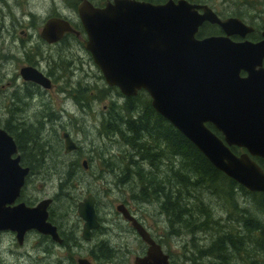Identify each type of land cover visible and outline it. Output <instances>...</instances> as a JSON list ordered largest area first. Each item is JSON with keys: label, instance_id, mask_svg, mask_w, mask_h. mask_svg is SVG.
Here are the masks:
<instances>
[{"label": "water", "instance_id": "obj_1", "mask_svg": "<svg viewBox=\"0 0 264 264\" xmlns=\"http://www.w3.org/2000/svg\"><path fill=\"white\" fill-rule=\"evenodd\" d=\"M76 13L86 35L83 47L109 87L123 97L144 91L154 111L214 168L249 192L264 194V170L254 160L264 162V40L235 44L226 38L197 39L204 22L219 25L227 34L249 30L237 18L221 19L208 5L188 0H108L101 7L80 0ZM69 32L73 29L68 21L51 18L40 37L50 44ZM241 71L247 76L241 77ZM20 74L24 80L49 85L32 67H23ZM63 137L66 153L78 149L67 133ZM232 147L245 152L237 155ZM16 153L13 138L0 128V230L15 232L19 243L29 231L60 242L56 228L47 222L50 198L35 206L6 207L18 198L29 172L19 166V157L11 158ZM116 211L147 245L145 255L133 264H170L161 245L125 205ZM77 215L84 222L83 238L89 239L91 230L99 227L92 195L78 202Z\"/></svg>", "mask_w": 264, "mask_h": 264}, {"label": "rangeland", "instance_id": "obj_2", "mask_svg": "<svg viewBox=\"0 0 264 264\" xmlns=\"http://www.w3.org/2000/svg\"><path fill=\"white\" fill-rule=\"evenodd\" d=\"M90 1L96 6L104 2L102 0ZM210 1L213 4L211 7L215 12L230 15L233 11H236V7L234 8L235 4L230 3L234 2L233 0ZM222 1H225V3H222ZM241 2L242 0H237L238 4ZM250 2H253L257 10L262 9V0H247L249 9ZM11 4L15 5L16 0H11ZM69 4H71L70 0H25V5L20 6V8L16 7V11L14 12L19 20L22 18V25H24V28H30L29 34L31 33L33 41H35L33 46L38 45L43 48L44 45H42L37 38V32H40L46 19L58 14L62 17L65 16L69 18L74 23L79 22L75 11L70 9ZM0 10L1 30L3 23L6 26H10V18H6L7 14H5L4 9ZM23 13L25 16H21ZM31 23L35 25L34 28L30 27ZM11 35V29H9L8 32L5 30L0 31V51L2 54L7 56L17 54V57L20 58L12 62H8L9 60H7V62L3 63L4 68L2 72H0V88L4 86L3 90L6 91L3 93L4 95L0 92V127L5 125L4 128H6L7 125V118L10 117L9 113L7 114L10 106V99L5 95L8 94V90H11L7 87V83L9 82L8 76L12 78L15 73L18 74V67L25 61L26 54L29 52L28 47L23 51L25 57L19 54L16 47L12 46L9 42ZM17 36L21 39L23 35L17 33ZM22 40L28 41L26 38H22ZM16 43L19 44L20 42ZM17 48H19V46H17ZM44 48L50 50L49 48ZM70 49L71 51L66 47V44H61L57 48H52L51 54L53 55L51 58L60 62L68 57H90V55L84 51L81 44H78L76 41L72 43ZM84 69H88L86 65H84ZM91 69L93 73L97 74L98 69L93 61ZM5 74L7 76H4ZM88 81L90 82L91 80ZM99 86L101 90L103 84L99 82ZM107 93L109 98L98 100L99 97H102L100 96L102 93L98 92L96 93L97 95H95L98 96L96 99L87 100L89 103L84 105L76 104V99H74L75 102H67L68 113L66 116L61 117L63 128L53 127L49 123L42 124L41 119H38L39 117L37 115H35L34 119L33 113L36 114L37 110L42 112V107H39L38 104L35 103H29L26 98H22L29 106L27 105V109L25 108L23 112L16 115V119L24 117L26 121H28V124L25 125L24 128L25 130H30L27 132L29 136L32 134L31 140L35 142V145L29 142H23V149L26 150V153L32 151L31 153L35 155V157L31 158H35V163L33 165L35 171H32L27 177V187L25 189L27 199L29 197L30 202L36 203L44 198H51L54 202L52 210L54 218L68 229L76 224L77 219H79L76 212L78 202L83 200L87 195H92L95 199L98 217L102 221V229L95 233L98 235L95 236L96 239L94 237V241L96 242L101 239L106 240L109 243V248L111 247L110 249L112 250L114 248L115 251V253L112 252L110 254L109 258L107 257L110 261L108 264H121V261H125V264H132L134 257L139 256V253L143 250V244L138 235L130 228L129 224L123 220L120 214L116 212V206L119 204L125 205V207L142 223L152 237L156 241L162 242V246H164L162 248L165 253L168 254L170 264H194L192 263L193 258L190 256L191 252H193L192 247L186 243L188 238L185 235L174 236L173 232L168 229L166 218L162 214H159L160 212L156 204L153 201L147 203L132 199V195H137L140 188L136 181H133L132 185L121 184L120 181L122 177L120 176V171L112 175L111 172H109V168L104 167L105 164L99 160V158H104L109 161L110 158L120 153V143L117 137L111 135V137L106 138L100 137L99 135V132L102 131L101 127H103L102 125L104 124V121L101 122L102 118H104L101 117L103 114V107L107 106L111 100L122 103L119 98H115L114 92H111V96L110 90ZM50 95L53 94L50 93ZM90 96H93V98L95 97L94 95ZM46 99H48V97ZM65 100L63 95L53 97L55 109L57 110L63 105ZM13 104L16 105V102H13ZM76 105L77 108H75ZM94 115L98 117L93 119ZM69 118H71V123L68 120ZM37 119L38 125L36 122ZM34 122H36V124H34ZM29 123L31 124L30 128H28L30 125ZM62 129L68 131L72 140L77 144L78 150L75 153L70 155L63 154L65 149L62 150L59 141L63 132ZM16 132H19V130L16 129ZM122 149L124 150L125 148L123 147ZM36 159L40 160L36 161ZM84 162L86 163V168L83 166ZM204 199H207V197H204ZM211 203L215 204L217 201L213 199ZM247 203L249 204V201ZM243 206L246 208V205ZM212 208L214 209L216 217H220L219 215L224 217L217 205ZM227 220L228 219L225 221L227 222ZM256 220L259 221V219ZM77 224L78 227H81L82 222L80 221ZM34 235L29 236L24 246L20 248L15 245L11 246L12 240H7V244L3 246L4 249L0 250V264H38L37 260L41 258V254L33 249V245L38 241ZM200 237V243L198 244L204 245L205 238L208 237L201 234L199 235V238ZM186 244L187 247H185ZM8 247L13 248L18 253L29 252L30 257H18V255L11 254L7 251ZM261 257L263 256H258L257 260H260V264H264V258ZM112 261L115 262L112 263ZM118 261H120V263ZM199 263L200 261L196 260V264ZM203 263L205 264V261Z\"/></svg>", "mask_w": 264, "mask_h": 264}, {"label": "trees", "instance_id": "obj_3", "mask_svg": "<svg viewBox=\"0 0 264 264\" xmlns=\"http://www.w3.org/2000/svg\"><path fill=\"white\" fill-rule=\"evenodd\" d=\"M102 1L99 6L107 0ZM140 1L153 4L166 2ZM188 1L213 5L210 0ZM233 1L230 3L235 4L236 11L230 16L245 18L249 9L247 0H242L240 4L237 0ZM69 6L74 8L73 4ZM109 90L110 96L114 92L115 98L122 103L109 102L108 119L102 120L104 124L99 135L117 137L120 153L109 161L99 158L104 167L109 168L112 175L120 171L121 184L132 185L136 181L140 188L132 199L147 203L153 201L174 236L185 235L188 238L186 243L193 251H190L192 263L196 264L199 260V264H204V261L205 264H260L258 256L264 258V194L249 192L214 168L189 140L154 111L144 91L122 99L117 88L109 87ZM100 96L98 100L109 98L108 93ZM97 97L80 93L76 104L84 105ZM207 127L220 136L211 125ZM22 129L30 138L27 142L35 145L31 140L32 134L29 136L24 127L18 129L20 134ZM6 130L11 133L8 127ZM231 150L238 155L237 148L232 147ZM254 160L264 170V162L258 158ZM213 199L217 203H211ZM215 205L224 217L215 216L212 208ZM200 234L208 237L204 245L198 244ZM156 242L162 246V242Z\"/></svg>", "mask_w": 264, "mask_h": 264}, {"label": "flooded vegetation", "instance_id": "obj_4", "mask_svg": "<svg viewBox=\"0 0 264 264\" xmlns=\"http://www.w3.org/2000/svg\"><path fill=\"white\" fill-rule=\"evenodd\" d=\"M70 1H71V4L74 5V8L70 6L69 7L70 9H73L76 13V9H77L78 4L80 3V0H70ZM262 2H263L262 9L260 10H257L255 6L253 5V2H250L249 3L250 9L247 10L246 16L243 19L235 17V16H230V15H223V14L221 15L219 12H215L214 9L210 7L208 4H204V5H208L221 19L237 18L241 20V22L245 24L246 28L249 31L244 32V33L227 34L219 25L212 24L209 22H204L199 27V30L196 34V38L197 39H205L209 37L226 38L231 43H235V44L245 43V42H248L251 44L260 43L261 41L264 40V0H262ZM91 3L93 4V2ZM23 5H25V0H16L15 5L11 4V0H0V9L5 10V14H7L6 18H10V26H6L4 23L3 24L1 23L2 29L0 31L5 30L6 32H8L9 29H11L12 35L10 37L9 42L11 43L12 46L16 47L19 54H21L22 56H24L23 51L25 50V48L29 47L28 48L29 52L26 54L25 61L21 63L18 67V74L15 73L12 78L8 76L9 82L7 83V87L11 90H8L9 91L8 94H5V95L8 96L10 99V102H9L10 106L7 112V114L9 113L10 117L7 118L6 127L9 128L11 133H8L6 128H4L5 125L0 127L1 129L5 130L13 138L16 144L17 153L15 155H12L11 158L14 159L16 157H19V166L22 169L27 168L29 170L28 175L25 177L24 184L22 185L20 189L18 198L12 204L6 205V207H11V208L21 203H24L28 207L35 206L38 202L41 201L39 200L36 203L30 202L29 197L27 199V195L25 191L27 187V177L32 171H35L33 167L35 163V158L31 159L32 157H35V155L33 153H30L32 155L30 157L29 153H26V150L23 149V142H27V140H30L28 136H25L24 129H22V134H20L19 132H16V129H20L21 127H24L25 125L28 124L27 123L28 121H26L24 117H21V119H16L17 118L16 115H19L20 112H23L25 108L27 109L29 106L27 102L22 100V98L23 99L26 98L29 101V103H33V104L35 103V104H38L39 107H42V112L37 110L36 114L33 113L34 119H35V115H37L39 117L38 119H41L42 124L49 123L53 127L63 128L64 126H62L61 117L66 116V114L68 113L67 112L68 111L67 102H75L74 99H77V96L80 95V93H84V94L88 93L89 95H97L96 93L100 92L105 95L109 91V86L105 83L104 78L101 72L99 71V69L97 68L98 69L97 74L92 72L91 65H92L93 60H91L92 59L90 58L91 56L89 58H84V57H79V56H78L79 58L68 57V58H65V60L60 61V62H57L55 59L51 58L53 55L51 54V49L57 48L61 44L62 45L66 44V47L69 49V51H71L70 48L72 47V43L76 41L78 44H81L82 48L84 49L83 45H84V42L86 41V35L80 25V22L74 23L72 20H70L69 18L65 16L62 17L58 14H55L53 17H50L44 21L42 28L47 20L51 18H62L70 23L73 29V32L65 33L61 39H59L58 41L54 43L49 44L40 37V33L42 30L41 28L40 32H37V38L41 42V44L44 45V47L49 48L50 50L45 49L44 47L42 48L41 46H38V45L33 46V44H35V41H33V36L31 35V33L29 34L30 28H24V25H22V18L19 20L14 12L16 11L15 9L16 7L20 8V6H23ZM96 7H101V6H96ZM253 12H256V13H253ZM21 16H25L24 13L21 14ZM76 17H77V13H76ZM77 20H78V17H77ZM30 27L34 28L35 25L31 23ZM32 31H35V30H32ZM17 33H19V35H23L24 37L23 36L21 37L26 38L28 41H24L22 40V38L19 39V37L17 36ZM198 36L200 37L198 38ZM16 42H20V43L17 44ZM17 46H19V48H17ZM84 51L86 50L84 49ZM19 59L20 58L17 57V54L7 56V55L2 54V52L0 51V72H2V69L4 68L3 63L7 62V60H9L8 62H12V61L19 60ZM84 65L87 66L88 68L87 70L84 69ZM23 67H32L38 70L43 75V77L46 78L47 83L49 84L48 87H43L42 85H39L35 82L24 80L20 74V71ZM262 68L264 69V56L262 60ZM4 76H7V75L5 74ZM240 76L246 77L247 73L244 71H241ZM88 80H91L92 83L91 81L89 82ZM99 82L103 84V87L101 88V90H100ZM3 87L4 86L0 88V92L2 93V95H4L3 93L6 92L5 90H3ZM50 93H52L53 95H50ZM57 95H63L66 100L64 104L61 105L56 110L54 106L55 104H53V97ZM47 97L48 99H46ZM124 98H127V97L122 96V99ZM13 102H16V105H14ZM75 108H77V105L75 106ZM102 113L103 114L101 115V117H104V119H107L108 118L107 117L108 116L107 106L103 107ZM70 116H71V113H70ZM95 116L96 115H94L93 119L94 118L96 119L98 117V116L96 117ZM38 119L36 120L37 125H38ZM70 119L71 118H69L68 120L71 123L72 121ZM36 122H34V124H36ZM30 127H31V124L28 126V128ZM62 130L63 132L59 138V141H60L62 150H64L63 135L65 133H67L70 137L71 135L69 134L68 131H65L64 129ZM27 131H30V130H26V132ZM219 137L221 138V135ZM237 149L239 152L238 155L245 152L243 149H240V148H237ZM76 151H73L68 154L63 151V154L70 155L72 153H75ZM37 160H40V159H36V161ZM83 166L84 168H86L85 162L83 163ZM44 199H47V198H44ZM53 203L54 202L51 199V203L47 209V212H48L47 222L51 223V225H53L56 228L57 234L60 238V242L53 240L50 235L37 233L36 231H29L25 233V235L23 236V239L21 240L22 242L19 243L15 232L10 231V230H0V250L4 249L3 246L7 244V240L9 239L12 240V244H10L11 246L15 245L18 248L23 247L25 242L28 240V237L35 234L34 236L36 237V239H38V241L36 244L33 245V249L37 253L41 254V258L37 260L38 264H78L80 260L85 261L90 264L110 263L107 257L109 258L112 252L115 253L114 248L113 250L110 249L111 247L109 248V243L106 240L101 239L96 242L94 241V237L98 235L95 233H97L98 230L102 229L101 227L102 221L98 217L97 210H96V203H95V212L97 216V221L99 223V227L97 229L91 230L89 239L83 238L82 231H83L84 222L79 216H78L79 219H77L76 224L72 225L68 229L63 224L57 222L52 212ZM76 212H77V206H76ZM80 221L82 222V225L81 227H78L77 223H79ZM142 244H143V250L139 253L140 257L144 256L147 250V245L144 242H142ZM7 251L10 252L11 254L18 255V257L20 256L30 257L29 252H24V253L19 252L18 253L13 248H9V247ZM136 257H134V259ZM114 262L115 261H112V263ZM118 262L120 263V261ZM124 262L125 261H121V264H125Z\"/></svg>", "mask_w": 264, "mask_h": 264}, {"label": "bare ground", "instance_id": "obj_5", "mask_svg": "<svg viewBox=\"0 0 264 264\" xmlns=\"http://www.w3.org/2000/svg\"><path fill=\"white\" fill-rule=\"evenodd\" d=\"M78 150V149H77ZM69 153H71V152H69Z\"/></svg>", "mask_w": 264, "mask_h": 264}]
</instances>
